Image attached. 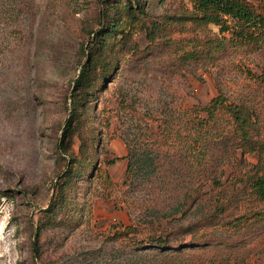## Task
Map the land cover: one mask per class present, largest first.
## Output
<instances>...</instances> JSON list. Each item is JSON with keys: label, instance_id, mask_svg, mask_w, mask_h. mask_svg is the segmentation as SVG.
I'll return each instance as SVG.
<instances>
[{"label": "rangeland", "instance_id": "1", "mask_svg": "<svg viewBox=\"0 0 264 264\" xmlns=\"http://www.w3.org/2000/svg\"><path fill=\"white\" fill-rule=\"evenodd\" d=\"M108 1L121 0H0V264H120L127 227L137 240L168 234L182 248L171 264H264L251 189L264 150L239 147L229 112L204 111L220 94L248 105L264 149V47L194 25L193 0H143L79 106V161L61 150ZM212 38L228 41L204 54Z\"/></svg>", "mask_w": 264, "mask_h": 264}, {"label": "trees", "instance_id": "2", "mask_svg": "<svg viewBox=\"0 0 264 264\" xmlns=\"http://www.w3.org/2000/svg\"><path fill=\"white\" fill-rule=\"evenodd\" d=\"M193 4L194 10L187 15V18L194 25L200 28L214 24L221 28V32L231 30L233 35L230 42L233 46L264 47V0H193ZM105 7L103 12L105 23L101 25L98 31L93 32L94 36L88 47L91 50L88 60L81 66L79 76L75 81L72 94L73 110L67 120L68 124L63 131L60 143L61 150L71 155L75 163L79 160L70 153V132L74 120L79 116V106H83L87 101L90 87L97 75V69L101 68V78L109 74L111 64L104 52L115 43L123 42L119 40L129 36L131 26L137 22L140 14L146 12V3L143 0L108 1ZM226 41H228L226 38L208 39L207 45L210 47L204 51V54L213 55L216 51L224 48ZM219 110L230 113L231 122L235 126V135L239 138V147H242L243 150H264L263 145L254 139L258 124L254 111L248 105L229 102L227 97L220 94L211 100L204 111L207 112L209 120L212 121L216 119ZM73 164L69 167L67 175L72 173ZM251 189L258 200L264 201V172L257 174L253 179ZM64 194H59L55 203L51 205V210L53 207L57 208L60 202H66V198L63 197ZM137 232L134 227H127L121 233L125 238L134 241L125 245L120 264H171L169 261L171 256L182 254V248L167 247L169 244L168 234L166 236L149 234L146 239H133L136 238ZM131 233H135V236L130 237ZM143 241L147 242L143 243ZM174 251L180 253L174 254Z\"/></svg>", "mask_w": 264, "mask_h": 264}]
</instances>
